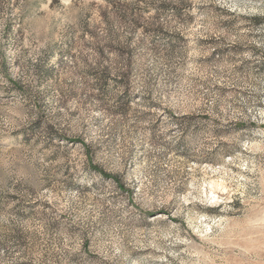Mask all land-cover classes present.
Segmentation results:
<instances>
[{"label":"rangeland","instance_id":"374dc122","mask_svg":"<svg viewBox=\"0 0 264 264\" xmlns=\"http://www.w3.org/2000/svg\"><path fill=\"white\" fill-rule=\"evenodd\" d=\"M0 264H264V0H0Z\"/></svg>","mask_w":264,"mask_h":264}]
</instances>
